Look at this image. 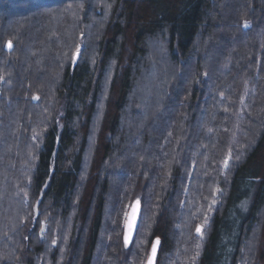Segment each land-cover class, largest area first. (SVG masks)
I'll use <instances>...</instances> for the list:
<instances>
[{"label": "trees", "instance_id": "obj_1", "mask_svg": "<svg viewBox=\"0 0 264 264\" xmlns=\"http://www.w3.org/2000/svg\"><path fill=\"white\" fill-rule=\"evenodd\" d=\"M157 241L264 264V0H0V264Z\"/></svg>", "mask_w": 264, "mask_h": 264}, {"label": "water", "instance_id": "obj_2", "mask_svg": "<svg viewBox=\"0 0 264 264\" xmlns=\"http://www.w3.org/2000/svg\"><path fill=\"white\" fill-rule=\"evenodd\" d=\"M140 215H141V206L139 202H135L134 205L132 206L130 213L128 215L127 223H126V228H125V235H124V240L126 244L132 243L139 224L140 220ZM158 248H159V242L157 241L151 251V256L147 262V264H156V257L158 253Z\"/></svg>", "mask_w": 264, "mask_h": 264}, {"label": "rangeland", "instance_id": "obj_3", "mask_svg": "<svg viewBox=\"0 0 264 264\" xmlns=\"http://www.w3.org/2000/svg\"><path fill=\"white\" fill-rule=\"evenodd\" d=\"M249 24H246L245 26L247 27ZM12 46H11V44H8V48L10 49ZM134 205V204H133ZM132 208V207H131ZM131 210V209H130ZM129 213H130V211H129ZM129 213H128V215H129ZM127 219H128V217H127ZM126 223H127V221H126ZM125 228H126V224H125ZM201 231V228L199 229V231L198 232H200ZM124 235H125V231H124Z\"/></svg>", "mask_w": 264, "mask_h": 264}, {"label": "snow or ice", "instance_id": "obj_4", "mask_svg": "<svg viewBox=\"0 0 264 264\" xmlns=\"http://www.w3.org/2000/svg\"><path fill=\"white\" fill-rule=\"evenodd\" d=\"M198 231H199V229H198Z\"/></svg>", "mask_w": 264, "mask_h": 264}]
</instances>
